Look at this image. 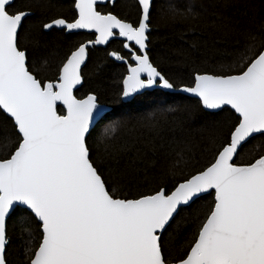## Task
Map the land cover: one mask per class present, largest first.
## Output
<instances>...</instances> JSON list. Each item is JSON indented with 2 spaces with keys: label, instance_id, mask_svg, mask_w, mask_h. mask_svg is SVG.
Listing matches in <instances>:
<instances>
[{
  "label": "snow or ice",
  "instance_id": "obj_1",
  "mask_svg": "<svg viewBox=\"0 0 264 264\" xmlns=\"http://www.w3.org/2000/svg\"><path fill=\"white\" fill-rule=\"evenodd\" d=\"M115 2L73 0L71 20L41 22V33L94 34L64 54L55 80H44L26 44L32 6L0 0V264H21L9 258L10 225L21 233L26 264H264V151H257L264 144V28L249 36L234 66L197 72L181 87L150 59L154 0H137L135 22L98 10ZM114 38H123L126 51L107 55L126 67L125 100L144 90L179 91L225 114L205 165L131 196L117 194L94 156V144L107 153L126 121L115 120L93 141L107 108L95 94H74L90 47ZM180 218L191 224L183 243L176 239Z\"/></svg>",
  "mask_w": 264,
  "mask_h": 264
},
{
  "label": "trees",
  "instance_id": "obj_2",
  "mask_svg": "<svg viewBox=\"0 0 264 264\" xmlns=\"http://www.w3.org/2000/svg\"><path fill=\"white\" fill-rule=\"evenodd\" d=\"M16 3L21 10L32 6L33 18L29 21L32 38L26 44L35 74L44 80H55L64 54L94 34L60 30L41 33L40 24L44 20L73 18V0H16ZM188 8L192 11L188 12ZM98 10L112 12L129 22H135L139 16L137 0H117L115 5H98ZM151 25L150 59L183 87L192 83L197 72H220L234 66L239 52L252 43L249 36L258 35L264 28V0H154ZM108 51L124 54L126 50L120 40H112L106 47L90 48L82 70L84 83L76 96L95 94L100 104L113 108L97 125L93 141L115 120L126 121L109 138L107 153L104 144H94L97 166L110 184L117 186V194L151 192L160 184H170L205 165L211 158L212 146L219 143L217 126L225 114L206 111L199 100L161 90L145 92L131 102H124L120 93L126 67L109 57ZM61 111L65 113L58 107V113ZM4 128L0 113V142ZM7 130L11 132L10 125ZM257 151H264V144ZM178 223L182 235L176 239L183 243L190 236L191 224L187 218H180ZM9 231L13 241L9 258L26 264L19 229L13 232L10 225Z\"/></svg>",
  "mask_w": 264,
  "mask_h": 264
},
{
  "label": "water",
  "instance_id": "obj_3",
  "mask_svg": "<svg viewBox=\"0 0 264 264\" xmlns=\"http://www.w3.org/2000/svg\"><path fill=\"white\" fill-rule=\"evenodd\" d=\"M63 1H66V0H63ZM117 1V0H116ZM99 5V4H98ZM74 33H89V34H93V33H91V32H88L87 30H78V31H76V32H74ZM122 39L123 38H114L113 40H120V41H122ZM112 41V40H111ZM110 41V42H111ZM109 42V43H110ZM107 45H96L95 47H106ZM91 48V47H90ZM86 64H87V61H86ZM85 67V66H84ZM84 67H82V70H83V68ZM83 85V84H82ZM82 85H78L77 86V88L74 90V94L76 95V92L82 87ZM157 90H161V89H157ZM152 91H155V90H144V92L142 93V94H144L145 92H152ZM161 91H163V92H166V93H171V94H182V95H185V96H188V97H190V98H193V99H196V100H199L197 97H194V96H192L191 94H187V93H183V92H179V91H169V90H161ZM141 93H138V94H135L133 97H130V98H128L127 100H125L124 98H123V101L124 102H131V101H133L137 96H139V95H142ZM99 103V102H98ZM102 105H104V104H102ZM104 106H106V108H107V112H106V115H105V117L108 115V114H110L111 112H112V110H113V108L112 107H110V106H107V105H104ZM58 107H62V106H60L59 104H58V106H57V108ZM65 110V114H66V109H64ZM206 110V109H205ZM206 111H209V112H213V113H218L219 112V110H206ZM102 121V120H101ZM100 121V122H101ZM99 122V123H100ZM98 123V124H99ZM97 124V125H98Z\"/></svg>",
  "mask_w": 264,
  "mask_h": 264
}]
</instances>
